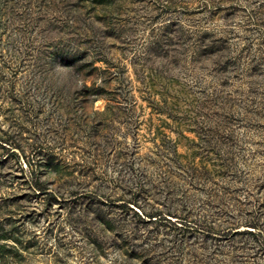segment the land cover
Here are the masks:
<instances>
[{
  "label": "rangeland",
  "instance_id": "374dc122",
  "mask_svg": "<svg viewBox=\"0 0 264 264\" xmlns=\"http://www.w3.org/2000/svg\"><path fill=\"white\" fill-rule=\"evenodd\" d=\"M0 264H264V0H0Z\"/></svg>",
  "mask_w": 264,
  "mask_h": 264
}]
</instances>
